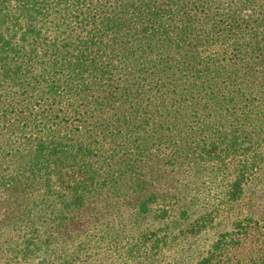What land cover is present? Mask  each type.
I'll list each match as a JSON object with an SVG mask.
<instances>
[{
    "label": "trees",
    "instance_id": "trees-1",
    "mask_svg": "<svg viewBox=\"0 0 264 264\" xmlns=\"http://www.w3.org/2000/svg\"><path fill=\"white\" fill-rule=\"evenodd\" d=\"M157 162L193 184L207 169L228 201L264 168V0H0V246L73 264L95 206L129 197L164 221L190 183L150 176ZM249 214L194 264H264V216ZM153 227L140 237L156 251ZM249 237L246 259L229 254Z\"/></svg>",
    "mask_w": 264,
    "mask_h": 264
},
{
    "label": "rangeland",
    "instance_id": "rangeland-1",
    "mask_svg": "<svg viewBox=\"0 0 264 264\" xmlns=\"http://www.w3.org/2000/svg\"><path fill=\"white\" fill-rule=\"evenodd\" d=\"M236 158L238 159V156ZM157 163L158 166L156 167L159 171L155 169L150 176L155 174V178L167 179L161 176L166 174L172 180H178L179 178V183L182 185H185L186 182L190 183V187L185 186L187 190L181 192L176 190L181 186L177 185V187L172 188V190H176L175 193H180V205L175 203L176 199L171 198V194L168 193L165 202L166 205H169L170 210L165 220L160 221L154 217L156 203L153 204V210L143 217L135 215V207L131 205L130 201H134V203L136 201L132 197L126 200L125 198L119 199V203L113 206L96 204L97 213H100L98 207H101V213L93 219L97 226L92 228L90 223L86 226H80L81 235H87L85 238L86 243L84 242L86 249L80 254L78 262L75 261L73 264H194L201 252L210 245L219 232L232 228L231 222L234 219L244 217L248 213L253 214L254 218L257 219L261 215L264 216V168L249 172L243 196L238 200L228 201L222 196L221 183L213 182L212 184L210 182L215 177L208 178L206 173H209V171L207 169L201 175L194 174L197 177V183L193 184L194 177L188 179L184 174L176 176L170 173L169 168L167 169L163 162ZM206 168L210 169L209 167ZM227 177H229L228 172L218 174V179L226 180ZM151 189H154V187H151ZM186 198L192 199V203L187 204ZM49 199L51 203L54 196ZM165 202L158 200L157 205ZM184 206L187 207V216L179 212ZM212 208L217 209L212 225L198 234L189 232V223L198 214ZM258 215L260 216L258 217ZM152 225L154 226L153 229L159 228V236L164 239L163 241H166L165 244L162 242L161 248H157L156 251L150 250L148 246L150 241L144 243L143 237H140V234ZM40 228V231L43 232L44 227L40 226ZM54 232L55 230H53ZM250 242L251 237H249L243 248L230 247L229 254L231 256L237 254L240 259H246V251L249 250ZM77 243L78 241L69 238L63 246L72 249ZM8 245L9 242L5 246H0V261L9 264H47L37 254L30 259H22L21 262L15 261L14 252L7 248ZM60 246L61 244L56 245L57 248L52 251V254L62 249ZM41 256L43 255L41 254ZM54 260H48L47 262ZM59 261L57 260L55 263Z\"/></svg>",
    "mask_w": 264,
    "mask_h": 264
}]
</instances>
